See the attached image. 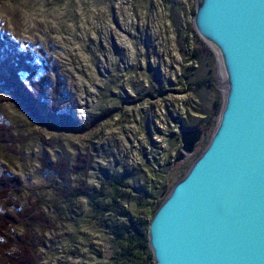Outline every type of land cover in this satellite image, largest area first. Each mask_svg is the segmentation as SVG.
I'll return each instance as SVG.
<instances>
[{"label":"rangeland","instance_id":"1","mask_svg":"<svg viewBox=\"0 0 264 264\" xmlns=\"http://www.w3.org/2000/svg\"><path fill=\"white\" fill-rule=\"evenodd\" d=\"M195 7L196 0H0V43L30 61L31 72H17L22 88L57 103L85 131L42 126L37 107L28 109L0 85V138L19 141L0 142V186L13 192L0 190V208L9 214L7 242L17 248L9 255L0 239L3 264L18 255L15 208L28 207L29 198L54 227L31 234L35 263L124 264L114 228L122 221L105 211L103 172H131L127 184L149 189L162 204L207 146L222 108V78L193 28ZM192 46L203 47L196 63ZM184 133L198 142L179 158ZM43 163L62 164V180ZM100 186L106 197L94 209L91 190ZM61 187L84 195L67 202L54 193ZM131 192L124 209L149 221L152 205L139 210Z\"/></svg>","mask_w":264,"mask_h":264},{"label":"water","instance_id":"2","mask_svg":"<svg viewBox=\"0 0 264 264\" xmlns=\"http://www.w3.org/2000/svg\"><path fill=\"white\" fill-rule=\"evenodd\" d=\"M192 25L216 57L223 104L153 214L148 248L153 264H264V0H196ZM181 142L179 158L198 139Z\"/></svg>","mask_w":264,"mask_h":264},{"label":"trees","instance_id":"3","mask_svg":"<svg viewBox=\"0 0 264 264\" xmlns=\"http://www.w3.org/2000/svg\"><path fill=\"white\" fill-rule=\"evenodd\" d=\"M193 12L194 11H192V14ZM187 33L189 35L194 33V30L191 26L187 28ZM187 43L190 44V40ZM14 49V47L9 48L6 45L3 46V44L0 43V85L3 87V89L9 90L8 93L11 92V94H13L14 97H17L22 104H26L28 109L37 107V111L42 118H40L39 124H42V126L57 129H72L76 131L77 134L85 132L84 124L82 122L73 121V119H70L66 115H61L58 112L57 103H54L51 106L48 104V102H46V100H41V95L36 100L34 96L32 97L30 92H27L22 88L21 83L18 80L19 78L17 77V72H31V69L27 67L30 61L29 58L20 56L17 50L15 49V51ZM202 49L203 47L200 48L199 46H192V48L190 47L191 62L196 63V61L202 54ZM207 84L208 86H212L208 82ZM43 99H45L44 96ZM103 115H105V113L101 112L100 118ZM6 135L7 133L3 135L4 137H6V139L0 138V142H2V140L4 139L7 140V144L10 143V146L14 145L16 147L19 144V141H17L14 137L12 138L11 135L10 137ZM11 154L14 155L15 153L13 152ZM16 154L18 155V153ZM81 165H83V163L78 165L80 167L76 166V172L80 168L81 170H83ZM42 166L45 170L48 169L49 171L53 173L56 172L59 175H61V171H64L62 168H59L60 166H63L60 163H54L52 165L43 163ZM102 175L109 192V196H107L109 201V210L108 208H105V211L107 210L113 212L116 220L122 221L119 224L116 223L114 226L116 230L115 241L118 248V253L116 254V256H118L120 261L124 264H153L152 254L148 248L147 229L153 214L159 208L161 203L155 201L156 198L153 197V194L149 189L143 188L141 191L139 190L137 192V190L133 189V187L127 184L133 177L131 172L128 173L127 171H125L123 174L121 173L118 175L113 172L104 171ZM62 176L63 175H61L60 180H62ZM5 189L6 190H3L2 186H0V190H2V192L4 191L6 193L8 191L10 192V194H13L11 190H7V188ZM131 191H134L137 194L136 196H133V200H135L134 205L136 208L142 210L147 206L152 205L150 211L151 217L149 221H144L138 216H134L124 209L123 203L125 197H131L133 194V192ZM91 192L92 196L90 198V202L92 207L94 209H101L102 206L100 205V201L98 199L104 200L106 197V193L103 187L100 186L98 189H92ZM54 193L67 202H73L74 200L84 195V192L82 190L76 189L69 192L62 187L59 189H55ZM28 200L30 202V205L28 207L26 206L24 209H21L20 207L17 209L15 208V210L19 211V213H16L19 216V219L16 220L13 216L12 220H16L14 222L18 223L17 226H19L20 229L18 227L16 228V226L14 227L13 223L10 224L12 227L16 228L19 231L17 236L15 237V240L17 239V244L19 245L18 255L16 257V254H12L8 259V263L6 264H37L34 262V251L32 250L33 241L30 236L31 234L34 235L35 233H45L46 231L53 230L54 228L53 225L49 223L50 220H48L45 214L40 211L41 209L38 204L39 201H36V204H32L31 198H29ZM5 212H7V210L3 213L2 209L0 208V239L5 241V249H7L9 245L10 255V251H12L13 248L14 250H17V248H15L14 244L7 242L6 234H8V231L10 229L8 230V221H6V219L9 218V214H6ZM19 237H21L20 240ZM10 238L11 241L14 240V238H12L11 236ZM2 248L3 247L0 245L1 250H3ZM7 256L8 255H6L5 251V257ZM5 257H1L0 251V262L2 264L5 263Z\"/></svg>","mask_w":264,"mask_h":264},{"label":"bare ground","instance_id":"4","mask_svg":"<svg viewBox=\"0 0 264 264\" xmlns=\"http://www.w3.org/2000/svg\"><path fill=\"white\" fill-rule=\"evenodd\" d=\"M213 49V48H212ZM219 74H220V76H221V78H222V75H221V73L219 72ZM220 87L222 88L223 87V85H220Z\"/></svg>","mask_w":264,"mask_h":264}]
</instances>
